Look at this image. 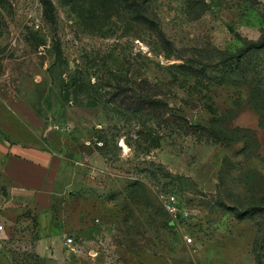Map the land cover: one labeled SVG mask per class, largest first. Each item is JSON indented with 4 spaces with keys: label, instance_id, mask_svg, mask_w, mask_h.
Returning a JSON list of instances; mask_svg holds the SVG:
<instances>
[{
    "label": "rangeland",
    "instance_id": "rangeland-1",
    "mask_svg": "<svg viewBox=\"0 0 264 264\" xmlns=\"http://www.w3.org/2000/svg\"><path fill=\"white\" fill-rule=\"evenodd\" d=\"M49 1L0 0V131L31 137L23 102L64 157L50 222L0 215V264H264L237 216L264 194V50L230 55L264 0Z\"/></svg>",
    "mask_w": 264,
    "mask_h": 264
},
{
    "label": "crops",
    "instance_id": "crops-1",
    "mask_svg": "<svg viewBox=\"0 0 264 264\" xmlns=\"http://www.w3.org/2000/svg\"><path fill=\"white\" fill-rule=\"evenodd\" d=\"M14 108L32 133L24 140H11L0 131V215L11 222L25 202L23 205L36 208L37 215L40 208L46 225L47 220L50 222L54 190L64 166L62 154L51 150L46 141L55 127L54 119L43 120L23 102L14 103Z\"/></svg>",
    "mask_w": 264,
    "mask_h": 264
},
{
    "label": "trees",
    "instance_id": "trees-1",
    "mask_svg": "<svg viewBox=\"0 0 264 264\" xmlns=\"http://www.w3.org/2000/svg\"><path fill=\"white\" fill-rule=\"evenodd\" d=\"M45 2L47 5L51 4L49 0H45ZM262 50H264V36L259 38L258 40L247 41L242 47H240L239 49H237V51H235L230 55L233 56L232 58L241 60L254 51H262ZM36 112L43 120L48 122V120L50 119L49 117L48 119H46V117L41 115L39 111L36 110ZM256 112L259 114V119H258L259 127H264V116L262 115L261 111L257 110ZM252 197L254 200L252 201L250 206L245 210L237 211V216L240 219H245L255 214L260 216L261 221L259 224V228L256 236V243H255L257 246H259L261 243H264V194H261L259 196L254 195ZM229 208H231V210H234L235 207H229ZM125 225H126L125 227L126 230L124 231V233H126L128 236H131V234L134 232V226L129 224L128 219L125 220ZM129 240L130 239H128V241Z\"/></svg>",
    "mask_w": 264,
    "mask_h": 264
},
{
    "label": "built area",
    "instance_id": "built-area-1",
    "mask_svg": "<svg viewBox=\"0 0 264 264\" xmlns=\"http://www.w3.org/2000/svg\"><path fill=\"white\" fill-rule=\"evenodd\" d=\"M177 204H178V200H177L175 195H168V196H165L163 198V206H164L165 210L170 212V213L178 212ZM3 228H4V225L0 224V231L3 230ZM188 241L191 242L192 237H189ZM73 242H74L73 237L70 236L67 238V244H71Z\"/></svg>",
    "mask_w": 264,
    "mask_h": 264
},
{
    "label": "water",
    "instance_id": "water-1",
    "mask_svg": "<svg viewBox=\"0 0 264 264\" xmlns=\"http://www.w3.org/2000/svg\"><path fill=\"white\" fill-rule=\"evenodd\" d=\"M188 116H189V118H190V121L193 122L194 115H193L192 113H190Z\"/></svg>",
    "mask_w": 264,
    "mask_h": 264
}]
</instances>
